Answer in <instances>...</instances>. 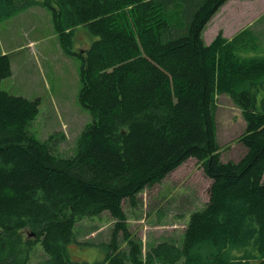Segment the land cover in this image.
<instances>
[{"label": "trees", "instance_id": "obj_1", "mask_svg": "<svg viewBox=\"0 0 264 264\" xmlns=\"http://www.w3.org/2000/svg\"><path fill=\"white\" fill-rule=\"evenodd\" d=\"M227 1L0 0V20L34 4L50 10L63 53L79 60L78 103L92 115L74 155L58 156L52 136L28 128L40 98L1 88L12 70L0 53V264H30L37 244L46 256L34 264H264V53L250 54L248 29L202 36ZM78 29L96 38L76 49ZM221 94L245 122L238 161L220 156ZM191 157L211 180L208 200L190 212L179 243L143 254L123 202L135 206L141 190ZM103 212L114 219L106 256L72 260L76 223Z\"/></svg>", "mask_w": 264, "mask_h": 264}, {"label": "rangeland", "instance_id": "obj_2", "mask_svg": "<svg viewBox=\"0 0 264 264\" xmlns=\"http://www.w3.org/2000/svg\"><path fill=\"white\" fill-rule=\"evenodd\" d=\"M168 13L171 22L179 20L177 7H170ZM242 29L254 35L256 45L250 54L264 53V0H228L207 23L202 36L209 43L219 30L231 39ZM95 38L78 29L76 49L88 46ZM57 39L50 10L41 4L1 19L0 53L9 52L14 72L2 80L1 88L29 99L40 98L38 114L28 128L40 140L52 136L55 153L68 157L74 155L78 135L92 122V115L77 100L79 60L63 53ZM214 119L222 161H238L246 151L239 140L245 122L226 94L216 97ZM210 182L200 161L191 157L162 181L141 190L135 206L123 202L128 230L140 241L143 254L163 240L180 242L190 212L208 200ZM113 223L107 212L77 222L75 241L68 245L70 258L86 262L103 259ZM118 239L120 247L127 249L121 233ZM41 249L37 244L30 264L46 256Z\"/></svg>", "mask_w": 264, "mask_h": 264}, {"label": "crops", "instance_id": "obj_3", "mask_svg": "<svg viewBox=\"0 0 264 264\" xmlns=\"http://www.w3.org/2000/svg\"><path fill=\"white\" fill-rule=\"evenodd\" d=\"M1 53H9L8 51L7 52H5V51H3V52H1ZM14 74V72L12 71V74H11V76ZM72 260H74V259H72Z\"/></svg>", "mask_w": 264, "mask_h": 264}, {"label": "water", "instance_id": "obj_4", "mask_svg": "<svg viewBox=\"0 0 264 264\" xmlns=\"http://www.w3.org/2000/svg\"><path fill=\"white\" fill-rule=\"evenodd\" d=\"M31 235H32V233H31Z\"/></svg>", "mask_w": 264, "mask_h": 264}]
</instances>
